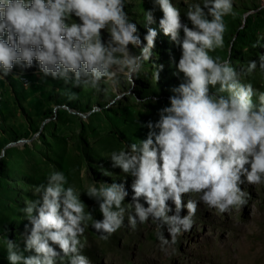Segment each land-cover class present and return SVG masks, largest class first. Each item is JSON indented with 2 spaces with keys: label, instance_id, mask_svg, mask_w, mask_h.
I'll use <instances>...</instances> for the list:
<instances>
[{
  "label": "clouds",
  "instance_id": "clouds-1",
  "mask_svg": "<svg viewBox=\"0 0 264 264\" xmlns=\"http://www.w3.org/2000/svg\"><path fill=\"white\" fill-rule=\"evenodd\" d=\"M128 2L0 0V79L17 68L35 67L43 78L66 85L96 91L111 87L117 99L131 95L158 33L148 27L154 16L146 11L143 44L126 11ZM154 4L163 13L159 24L164 34L180 48L176 68L182 77L168 104L158 109V119L139 121L146 136L109 154L111 169L131 178V201L125 203L127 180H92L78 188L63 171H50L46 183L33 186L34 199L22 209L28 221L23 247L10 238L3 241L8 264H91L83 254L86 230L108 241L123 227L135 232L149 221L167 253L192 230L201 204L217 215L231 214L248 205L250 194L242 185L264 186V91L247 79L258 64L264 70V54L240 70L230 58L212 55L226 48L225 18L237 16L234 0L189 4L183 15L191 26L173 0ZM234 42L227 45L229 57ZM163 67H154L157 82ZM149 101L156 104L159 98L139 99L145 105ZM100 170L111 175L103 166ZM97 207L101 218L94 215Z\"/></svg>",
  "mask_w": 264,
  "mask_h": 264
},
{
  "label": "rangeland",
  "instance_id": "rangeland-1",
  "mask_svg": "<svg viewBox=\"0 0 264 264\" xmlns=\"http://www.w3.org/2000/svg\"><path fill=\"white\" fill-rule=\"evenodd\" d=\"M173 2L180 8L182 20L191 26L183 14L189 4L199 0ZM234 10V19L225 18L229 26L226 48L212 55L230 58L240 70L264 54V0H234ZM126 11L137 23L142 41L147 31L146 11L154 16L148 27L158 33L153 55L131 95L120 94L117 99L118 91L111 87L106 91L77 88L62 80L43 78L38 70L33 76L26 73L18 78L13 72L0 79V264H8L5 239L23 247L22 234L28 221L22 209L26 200L34 199L33 186L46 183L50 171H63L69 183L78 188L92 180H127L130 195L125 203L131 201V178L111 169L109 154L146 136L147 129L141 128L139 121L158 119V109L168 104L171 89L178 86L182 74L176 68L180 48L164 34L159 24L163 13L154 0H129ZM232 38L235 42L229 57L227 45ZM156 65L164 66L158 82L153 78ZM21 76L29 80V86L25 87ZM247 79L264 91V70L259 64ZM72 93L75 98L69 99ZM148 96L158 97V103L139 102ZM101 166L111 175H102ZM242 187L250 194L247 206L221 216L201 204L192 230L180 236L167 253L161 251L155 226L149 221L135 232L123 227L108 241L100 240L89 228L84 234L87 247L83 254L91 264H264V186ZM85 203L94 206L92 201ZM186 214L185 209L182 215ZM94 215L101 218L98 209Z\"/></svg>",
  "mask_w": 264,
  "mask_h": 264
},
{
  "label": "trees",
  "instance_id": "trees-1",
  "mask_svg": "<svg viewBox=\"0 0 264 264\" xmlns=\"http://www.w3.org/2000/svg\"><path fill=\"white\" fill-rule=\"evenodd\" d=\"M38 70V68H32V69H29V70H27V71H21L19 68H17V69H15L14 70V73L15 74H17V77L19 78V76L21 75V74H29V76H33V72H35V71H37Z\"/></svg>",
  "mask_w": 264,
  "mask_h": 264
},
{
  "label": "bare ground",
  "instance_id": "bare-ground-1",
  "mask_svg": "<svg viewBox=\"0 0 264 264\" xmlns=\"http://www.w3.org/2000/svg\"><path fill=\"white\" fill-rule=\"evenodd\" d=\"M21 81L23 82V84L25 85V83L27 82L28 83V86L30 85V82L29 80L25 77V76H21L20 77ZM2 96V92H1V89H0V97ZM82 199H84V201L86 202L87 200H89L86 196H82ZM91 201V200H89ZM93 202V201H92ZM98 209V208H97Z\"/></svg>",
  "mask_w": 264,
  "mask_h": 264
},
{
  "label": "crops",
  "instance_id": "crops-1",
  "mask_svg": "<svg viewBox=\"0 0 264 264\" xmlns=\"http://www.w3.org/2000/svg\"><path fill=\"white\" fill-rule=\"evenodd\" d=\"M6 85V84H5Z\"/></svg>",
  "mask_w": 264,
  "mask_h": 264
}]
</instances>
